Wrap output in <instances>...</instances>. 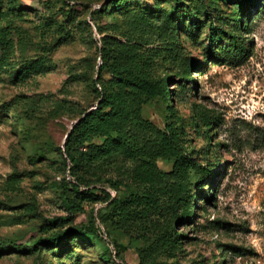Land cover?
Segmentation results:
<instances>
[{
	"label": "rangeland",
	"instance_id": "1",
	"mask_svg": "<svg viewBox=\"0 0 264 264\" xmlns=\"http://www.w3.org/2000/svg\"><path fill=\"white\" fill-rule=\"evenodd\" d=\"M121 1L122 9L108 0H0V241L26 247L0 254V264H140L144 234L154 239L170 225L181 238L155 263L264 264V0L245 14L231 1L223 17L209 0ZM104 36L154 50V76H170L173 115L163 100L135 95L143 119L162 132L173 125L186 160L207 170L198 176L189 161L183 166L192 195L214 194L194 204L191 224L159 215L146 233L141 216L117 214L102 192L89 198L66 188L73 180L64 146L81 113L98 105L91 82ZM114 158L95 160L87 178L119 198L143 190L134 173L142 160ZM157 167L171 173L174 160ZM110 180L122 182L120 191ZM80 224L104 225L110 240L35 246Z\"/></svg>",
	"mask_w": 264,
	"mask_h": 264
},
{
	"label": "trees",
	"instance_id": "2",
	"mask_svg": "<svg viewBox=\"0 0 264 264\" xmlns=\"http://www.w3.org/2000/svg\"><path fill=\"white\" fill-rule=\"evenodd\" d=\"M108 1L111 2L110 5L122 9L121 0ZM231 1H236L237 8L245 14L250 13L246 5L252 3L254 6L259 0H209L206 6L214 9L219 16L223 17V5H228ZM66 2L69 6L74 0H66ZM191 6L192 1L186 9L189 15L193 10L190 9ZM107 11L108 9L103 6L98 12L95 11L94 15ZM98 30L101 34L103 33L100 28ZM246 30H250L249 26H246ZM140 50L137 45L131 44V41L125 44L108 36L102 38L101 64L97 65L98 80L91 82L92 90L98 95V105L94 109L81 113L78 123L66 138L64 149L69 164L67 166V160L64 163L73 181L65 179V184L70 192L89 198L98 196L99 191L102 192L101 199L108 202L111 209L126 217L129 214L141 216L145 224L142 226L144 231L150 233L152 231L150 227L153 221L155 222L154 218L159 215L171 214L175 223L191 224L196 214L194 204L196 205L199 199H205L211 203L214 194L209 193L208 197L199 198L190 193L189 188L192 182H190L189 170L183 168L184 164L189 161L191 168L195 169L198 176L201 173L206 174L207 170L186 160L177 139L178 130L168 124L167 131H158L143 119L141 103L138 102L136 93L152 100H163L171 115H173V109L165 97V92L167 96L170 95L168 86L170 76L156 78L154 76L157 69L154 50L150 49L145 52ZM232 52L237 54L236 49ZM106 74L109 75V80H106ZM98 84L102 87L101 90L97 88ZM96 139H100L101 142H96ZM117 156L142 160L143 164L137 165L134 173L143 180L145 186L143 190L131 191L119 198L106 190H99L101 188L95 186L100 183L99 180L95 182L87 178V173L93 170L92 163L95 160L100 158L112 160ZM159 160H174V170L171 173L159 171L157 167ZM110 186L120 191L123 184L110 180ZM90 222L94 223L93 218ZM170 226L154 239H146L144 234L143 238L148 246L140 251V264H161L155 263L153 257L178 243L181 235ZM102 227L104 230L99 226L94 228V225L80 224L48 237H40L35 241V246L61 249L67 247L71 239L92 241L97 236L106 241L109 239V232L104 225ZM112 245L117 252L116 257H120L117 242H112ZM23 249L26 247L17 244L9 246L0 241V254L5 251L14 252V250L21 252ZM112 255L113 251L110 249L109 256Z\"/></svg>",
	"mask_w": 264,
	"mask_h": 264
},
{
	"label": "water",
	"instance_id": "3",
	"mask_svg": "<svg viewBox=\"0 0 264 264\" xmlns=\"http://www.w3.org/2000/svg\"><path fill=\"white\" fill-rule=\"evenodd\" d=\"M68 137V136H67Z\"/></svg>",
	"mask_w": 264,
	"mask_h": 264
}]
</instances>
